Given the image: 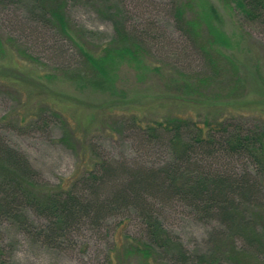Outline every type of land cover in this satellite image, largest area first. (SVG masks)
<instances>
[{
	"label": "trees",
	"instance_id": "16d2710c",
	"mask_svg": "<svg viewBox=\"0 0 264 264\" xmlns=\"http://www.w3.org/2000/svg\"><path fill=\"white\" fill-rule=\"evenodd\" d=\"M31 1L38 20L80 53L82 68L60 69L78 87L115 95L117 70L126 64L139 77L154 71L173 97L194 107L212 106L216 114L187 112L143 121L129 112L115 127L134 132L138 143L149 147L161 143L169 159L149 165L111 157L90 144L76 152L73 174L56 185L8 144L0 120V228L14 226L58 249L86 226L108 244L101 264H264V112L234 105L256 89L264 95V76L258 60L251 70L229 50L233 43L219 25L218 9L209 0L174 4L172 18L183 46L174 50L173 70L163 73L150 54L157 38L129 31L122 13L114 10L116 0ZM218 1L250 26H264V0ZM78 2L101 4L110 13L114 36L96 47L98 53L86 51L74 37L75 32L83 38L86 31L69 28L66 10ZM1 46L0 41L4 53ZM189 52L196 68L180 57ZM45 111L40 107L38 114ZM177 205L217 223L209 249L192 253L166 226L167 210ZM239 238L245 241L241 247ZM4 249L0 243V264H9Z\"/></svg>",
	"mask_w": 264,
	"mask_h": 264
},
{
	"label": "rangeland",
	"instance_id": "374dc122",
	"mask_svg": "<svg viewBox=\"0 0 264 264\" xmlns=\"http://www.w3.org/2000/svg\"><path fill=\"white\" fill-rule=\"evenodd\" d=\"M177 1H113L114 10L122 13L129 31H147L157 38V46L150 54H153V62H159L163 73L167 68L173 70L178 59L174 50L183 46L172 18ZM209 1L221 14L219 25L233 43L229 50L251 70L258 60L264 76V26H250L218 0ZM33 4L31 0H0V41L4 51L0 53V120L5 140L26 156L46 182L56 185L70 177L78 159L76 152L90 144L115 158L149 165L167 161L168 153L161 143L149 147L138 143L134 132L115 127L129 112L136 113L143 121L187 112L215 116L212 106L194 107L173 97L154 71L146 70L139 77L126 64L117 70L115 95L78 87L74 81L67 80L60 69L82 68L80 53L38 20ZM101 7L97 3L78 2L70 4L66 10L71 31H86L83 38L76 37L75 32L74 37L86 44V51L93 53H98L96 47L114 36L110 13ZM180 57H185L191 68L198 66L192 53H183ZM258 92L256 89L234 101L235 108L264 112V95ZM40 107L46 111L39 115ZM61 138L68 142H62ZM165 224L192 253L211 247L212 234L217 227L214 220H205L181 205L167 210ZM0 238L9 264H101L108 247L103 236L86 226L72 240H64L58 249L44 246L14 226L0 228ZM244 244V239H237V246Z\"/></svg>",
	"mask_w": 264,
	"mask_h": 264
}]
</instances>
